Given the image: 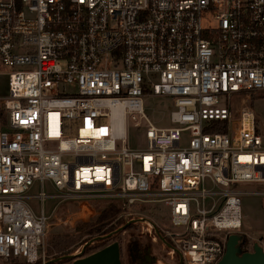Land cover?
I'll use <instances>...</instances> for the list:
<instances>
[{
  "label": "built area",
  "instance_id": "1",
  "mask_svg": "<svg viewBox=\"0 0 264 264\" xmlns=\"http://www.w3.org/2000/svg\"><path fill=\"white\" fill-rule=\"evenodd\" d=\"M0 58V264H50L58 206L102 199L163 204L177 258L219 262L241 197L264 195V0H0ZM149 96L173 99L169 127Z\"/></svg>",
  "mask_w": 264,
  "mask_h": 264
},
{
  "label": "rangeland",
  "instance_id": "2",
  "mask_svg": "<svg viewBox=\"0 0 264 264\" xmlns=\"http://www.w3.org/2000/svg\"><path fill=\"white\" fill-rule=\"evenodd\" d=\"M7 81V68L0 58V99L5 98L7 95ZM253 108L264 126V93L255 95ZM173 109V99L169 96H149L144 99V113L157 127L167 128L171 125L170 113ZM1 112L5 117L6 114L3 108ZM146 128L147 120L145 118H140L137 115L136 119L131 117L128 119V143L132 148H146ZM253 187L252 189L259 188ZM45 190L54 192L49 183L46 184ZM29 202L38 210L40 204L38 200L32 199ZM55 202L51 199L46 200L44 204L47 212L51 210ZM111 204L119 209L117 219L135 223L134 229L120 231L116 236H111V240L106 243L108 245L113 241L120 242L122 264H132L130 241L133 234L140 237V244L137 247L139 250H151L152 256L156 258L154 264H163L162 260H167L172 264H180V258H177L163 241V239L167 241V232L172 230L169 211L163 204L156 202L142 204L133 208L131 211L133 214L129 216L116 203L104 199L70 201L58 206L54 217L49 220L46 231L47 253L52 258L50 264H72V260L63 259V257L68 255L77 256L87 242L101 236L98 232H88L89 227L85 228V226H94L103 211ZM241 206L244 222L241 231L238 230L237 233L243 235L245 247L251 248L255 242L264 245V195H245L241 197ZM142 219L150 222L151 226H148ZM157 230L159 233H157ZM100 245H102V241L95 240L87 246L85 255L106 246L101 247Z\"/></svg>",
  "mask_w": 264,
  "mask_h": 264
},
{
  "label": "water",
  "instance_id": "3",
  "mask_svg": "<svg viewBox=\"0 0 264 264\" xmlns=\"http://www.w3.org/2000/svg\"><path fill=\"white\" fill-rule=\"evenodd\" d=\"M124 229L125 226L111 232L107 236H99L95 239H91V241L84 245L78 256L68 255L63 257V259L72 260V264H122L121 245L119 241H113L88 255H85V250L87 246L95 240L111 237ZM157 233H159L158 230ZM163 241L169 248L173 249L172 245H170L166 239H163ZM245 248L247 247H245V239L243 235L240 233L229 234L225 253L217 264H264V245L255 242L252 244L251 249L246 250ZM179 263L183 264L181 259Z\"/></svg>",
  "mask_w": 264,
  "mask_h": 264
},
{
  "label": "trees",
  "instance_id": "4",
  "mask_svg": "<svg viewBox=\"0 0 264 264\" xmlns=\"http://www.w3.org/2000/svg\"><path fill=\"white\" fill-rule=\"evenodd\" d=\"M1 117H2V119H4L2 112H1ZM217 131L222 132V131H224V129H215V130H212L211 132H217ZM118 213H119V209L116 206L111 204V205H109V207H107L103 211V213L100 215V217L98 219V222L94 226L88 225V226H85V228L89 227L88 232H98V234H100L101 236H107L111 232H114L123 226H125L124 230H131V229L135 228V223H129V222L123 221L122 219H117ZM114 236H116V234L112 235V237H114ZM112 237H106V238L99 239L102 241V245H100V246L102 247V246L106 245V243H108ZM131 237L132 238H131L130 244L137 248L140 244L139 235L133 234ZM167 242L170 245L172 244V242L169 239H167ZM87 248H86V250H87ZM144 252H146V250ZM166 262H167V260H166ZM132 264H134L133 261H132Z\"/></svg>",
  "mask_w": 264,
  "mask_h": 264
},
{
  "label": "flooded vegetation",
  "instance_id": "5",
  "mask_svg": "<svg viewBox=\"0 0 264 264\" xmlns=\"http://www.w3.org/2000/svg\"><path fill=\"white\" fill-rule=\"evenodd\" d=\"M131 251L134 264H154L156 262V258L152 256L151 250L149 249L144 252L131 245Z\"/></svg>",
  "mask_w": 264,
  "mask_h": 264
}]
</instances>
